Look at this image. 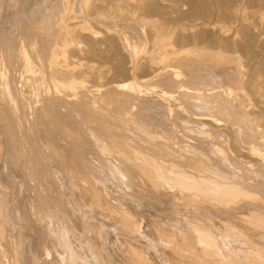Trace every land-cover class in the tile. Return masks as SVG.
I'll list each match as a JSON object with an SVG mask.
<instances>
[{"label": "bare ground", "instance_id": "obj_1", "mask_svg": "<svg viewBox=\"0 0 264 264\" xmlns=\"http://www.w3.org/2000/svg\"><path fill=\"white\" fill-rule=\"evenodd\" d=\"M2 46L5 104L41 96L74 188L52 175L59 212L28 200L23 233L0 217V264H29L21 238L36 264H264V0H0Z\"/></svg>", "mask_w": 264, "mask_h": 264}, {"label": "rangeland", "instance_id": "obj_2", "mask_svg": "<svg viewBox=\"0 0 264 264\" xmlns=\"http://www.w3.org/2000/svg\"><path fill=\"white\" fill-rule=\"evenodd\" d=\"M107 21H105L106 24H105V22L102 23L105 26V28L110 25L109 21L108 22ZM107 24H109V25L107 26ZM103 25L97 24V23L95 25H92L94 31H96V34L98 33L97 35L100 36V37L97 36V39H100L102 37L101 35L103 34V29L106 30ZM13 32H15V31H13ZM8 47H9L8 51L10 53H15V51H16L15 48H17V44H14V45L11 44ZM4 48H5L4 46L0 47V52L2 51L4 53V51L6 49V48L5 49ZM0 59L2 60V62L5 60L4 62L7 65L8 71L6 74V79H7V81H9V86L11 87V81L16 80L17 76H15V74L17 72L14 71V69H13L14 66H11L10 59L8 61H7V59H4L2 57ZM96 59L97 60L93 61L94 64L96 62V65L98 63H102V66L104 64H106V66L110 67L112 64L111 61H107V59H105V58H102V60H101V57L96 58ZM33 65L36 67L39 66V65H35V64H33ZM98 65H100V64H98ZM106 66L104 65L103 67L106 68ZM109 73L107 74L108 81L114 79L113 75L111 73L110 74ZM124 80H127V82H136V83L140 82L142 84V85H140V89H142L143 87H146V86L149 89H153L155 87V85H154L155 81H153V80L147 81V82H142L141 78H139V77H136L135 79L134 78H132V79L131 78H125ZM90 82H87V84H90ZM139 93L140 94H139L138 98H141V97H143L141 99L146 98V96H144V95H146L145 92L140 91ZM4 94L5 93H3V94L0 93V160H1L0 161V212H1L0 217H2L3 221L5 220V224L10 221L9 224H6V226L8 227L9 230H11V233L14 234L15 229L11 228L10 224H12V227L16 228L17 232L23 233V230H21L15 223L18 220V216H15V215L17 213H21L23 216L27 214L26 211H28L30 208V206L27 204L28 200L29 201L34 200V202L37 204H39L40 202H42L43 205L49 204V205H47V207L49 209L50 208L52 209V206L54 205L53 207H56L55 212L58 213L59 212V205L57 204L58 203L57 201H58V198L60 196H62L61 192L65 193L67 195L68 194L70 195L72 190H73L72 188H74V187H73V181L70 178H68L64 172L62 173V169H60V166L58 167V164L53 162L54 159L52 158V156L45 151V144L42 140V135H40V133L44 134V132L48 129L52 130V132L54 133V130L56 129V122H52L51 120L48 119L49 114L47 113V111H42V112L40 111L41 106H42L41 96L33 93L34 97L33 96L27 97V99L25 100L24 106H22V104L19 102V100H17L14 108L9 109L7 107V105L5 104V101L3 100ZM23 94H26V92L24 91ZM142 94H143V96H142ZM14 95L19 96L18 92H16V93L14 92ZM43 96H44V94H43ZM145 103L149 104V102H147V101ZM63 110H64V108L60 109V113H62V115L64 113ZM149 110L150 109H146L145 112L152 114L156 118H158L159 114H161V116H163L162 114H165V112L162 113V111H160V110L156 111L155 113H154L153 109H152L153 111L152 110L149 111ZM13 111L15 114L13 113ZM38 111L40 112V116L38 115ZM159 111H160V113H159ZM166 115H167V113H166ZM17 116H18V118H17ZM61 120L68 125H71V126L74 125V123L71 122L70 118H68L67 116H63L61 118ZM261 124H264V123L259 124V126H258L259 130H260V128H261V130L264 129V125H261ZM262 131H264V130H262ZM55 133H54V138L52 136H51V138L58 141V139H56V138H58L59 136H58V134H56L57 137H55ZM262 135H264V134H262ZM62 138H64V137H62ZM43 139L48 140V137L43 136ZM8 141H10V142H8ZM60 141H62V143ZM13 143H14V145H13ZM58 143L60 145L62 144L63 146H69L70 148L74 147L73 143L71 144L70 142H68L66 140L61 139L58 141ZM81 153H83V152H81ZM71 154H73L72 151L71 152L69 151L68 155L73 157V155H71ZM52 163L54 164V166H53L54 168L51 167ZM52 169H54V172H52ZM55 170H56V172H55ZM58 170L61 171L60 173L62 175L61 176L58 175L57 178H56V176H53V177H55V178H53L52 175H54V174L57 175ZM49 175H51V176H49ZM52 178H53V180L56 179V180L60 181L58 183V187H59V190L61 192L58 191V189L56 187L55 188L57 190H55V188H53L55 184H51L52 182L54 183ZM44 179H45V181H44ZM46 183H49L50 187L48 184L46 186ZM44 190H45V192H44ZM50 192H52V193H50ZM45 193H47V194H45ZM19 194L23 196L22 202L25 201L26 205H24L23 203L19 204L18 202H16L15 195L17 196ZM51 196H52V198H51ZM45 197H47L49 199L48 203H47L48 199L46 200ZM56 197H58V198H56ZM54 200H55V202H54ZM50 203H51V205L53 203V205L51 206ZM54 203H56V204H54ZM16 204H17V206H16ZM49 206H51V207H49ZM18 207L20 209H18ZM74 210H75L74 216L79 217L80 219L83 217L82 212L83 213L85 212L84 214H86V210L80 209L82 211V212H80L79 206H77V205H74ZM15 212H16V214H15ZM4 213H5V219H4ZM61 225L62 224H60V225H57V223L55 224V226H60V227L64 226V225H62V226ZM79 233L83 234V232H79ZM77 234H75L74 236L79 237V234L78 235ZM53 237L56 238L55 235ZM25 238H26V236H25ZM22 239L23 238H21L20 247L24 248L26 255L28 254L27 258H28L29 264L30 263L36 264L37 259L34 257V255H36V253L40 254V256L42 258L43 257L45 258V254H46V258L48 257V255L45 251L40 250L41 253H39L37 248H36L37 250L35 249V251L32 249L33 246L37 247V245H35L34 242L31 243L28 238H26L25 242H23ZM57 240H58V238H57ZM57 240H55V243ZM52 241H54V239H52ZM100 241H103V243H105V242L107 243V241H104L103 239ZM56 246L58 248V242H57ZM106 246H107V244H106ZM29 247H31V249ZM85 247H84V249H85ZM84 252H86L90 256V254H89L90 252L88 250L87 251L84 250ZM43 253H44V255H43ZM56 254L57 253H54V255L57 258H59L60 256L58 254L57 255ZM96 255H97L96 257H95V255H92V257H91V260H93L95 257V259H94L95 262H94V260L92 261L94 264H97V261H99V259L101 261V257L98 258L99 254H96ZM33 259H34V261H33ZM29 260H31V261H29ZM70 262L72 263V260H70Z\"/></svg>", "mask_w": 264, "mask_h": 264}]
</instances>
